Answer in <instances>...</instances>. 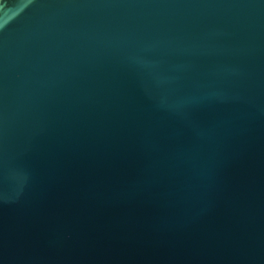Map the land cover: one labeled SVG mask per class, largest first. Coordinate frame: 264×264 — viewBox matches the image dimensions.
<instances>
[{
	"label": "water",
	"instance_id": "95a60500",
	"mask_svg": "<svg viewBox=\"0 0 264 264\" xmlns=\"http://www.w3.org/2000/svg\"><path fill=\"white\" fill-rule=\"evenodd\" d=\"M0 264H264V0H0Z\"/></svg>",
	"mask_w": 264,
	"mask_h": 264
}]
</instances>
